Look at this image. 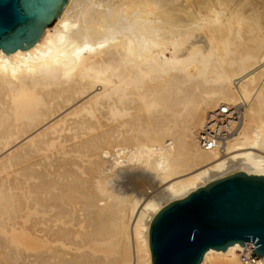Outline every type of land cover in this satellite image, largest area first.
<instances>
[{
	"label": "bare ground",
	"instance_id": "obj_1",
	"mask_svg": "<svg viewBox=\"0 0 264 264\" xmlns=\"http://www.w3.org/2000/svg\"><path fill=\"white\" fill-rule=\"evenodd\" d=\"M236 5L64 0L32 47L0 49V264H151L165 202L226 174L264 175V33L241 26ZM240 102L222 148L201 149L207 113ZM126 162L166 183L165 198L127 195ZM242 248L199 264H241Z\"/></svg>",
	"mask_w": 264,
	"mask_h": 264
},
{
	"label": "water",
	"instance_id": "obj_2",
	"mask_svg": "<svg viewBox=\"0 0 264 264\" xmlns=\"http://www.w3.org/2000/svg\"><path fill=\"white\" fill-rule=\"evenodd\" d=\"M64 0H0V49L32 47ZM252 242L264 256V175L236 172L161 208L149 226L151 264H199L208 249Z\"/></svg>",
	"mask_w": 264,
	"mask_h": 264
},
{
	"label": "rangeland",
	"instance_id": "obj_3",
	"mask_svg": "<svg viewBox=\"0 0 264 264\" xmlns=\"http://www.w3.org/2000/svg\"><path fill=\"white\" fill-rule=\"evenodd\" d=\"M235 1L237 2L236 7L240 8V9L237 8L238 10H236V11L240 12V10L242 8V12L245 13L244 15L246 17V19L242 20L243 23H241L242 21L241 22L239 21L241 23L240 25L241 26H247V27H249V29H250L251 26L252 27L254 26L253 28H251L252 30L250 29L251 31H253L254 34H256V33L260 34L261 32L264 33V6H260L262 4V2H264V1H262V0H261L262 2L260 0H257V1L256 0H253V1L252 0H250V1L249 0H235ZM253 2H255V3H253ZM256 5H259V6H256ZM262 5H264V4H262ZM248 6H250V7L252 6L251 8H249L251 10V12L252 11L254 12L255 9H256V11L258 10L260 12H258V11L256 12L255 11L254 15H252L253 12L250 13L251 14L250 15L249 14L250 10L248 9ZM256 7H258V8H256ZM188 8L186 7V9H188ZM186 9L185 8L184 9H178V10L174 11L176 16L178 17L177 19L181 18V20L183 21L184 25H186V23L188 22L186 20L188 18H190V16L187 15L189 13V11H188L189 9L188 10H186ZM186 12H188V13L186 14ZM182 13H184V14H182ZM185 16H187V17L189 16V17L186 19ZM235 19L236 18H234L233 21L236 23L237 21ZM234 22H233V24H235ZM253 33H252L251 36H253ZM262 67H264V64H262V66L258 67V69H261ZM258 69L256 68L255 70L257 71ZM262 75H264V74H262ZM239 101H241V99H239ZM242 104H243V102H240L238 105L242 109H246L247 110V107H249V106H247V105H243L242 106ZM261 108L262 109L259 110L260 114L264 115V104H262ZM118 169H120L119 172L121 174L126 175V177H127V179H125V189H126L127 195H129L130 197L135 196L136 198L140 199L141 201L145 200V199L146 200H151L152 199V200H154L156 202H159V199H160V198H158L159 196L162 197L161 200H163L165 198V196H163V195L166 194V185L167 184L161 182L159 177L157 175H155L153 172H151L149 170H146V169H143L139 165H135V164L130 163V162H126L124 165H120ZM228 175H230V174H226L225 176H228ZM225 176H223V177H225ZM219 178H222V177H219ZM219 178H217V179H219ZM206 184H207V182H206ZM179 199H181V198H179ZM169 203L170 202H168V203L165 202V206L167 204H169ZM130 253H131V257L133 258L132 252H130ZM132 258H131V260H132ZM206 264H209V263H206Z\"/></svg>",
	"mask_w": 264,
	"mask_h": 264
},
{
	"label": "built area",
	"instance_id": "obj_4",
	"mask_svg": "<svg viewBox=\"0 0 264 264\" xmlns=\"http://www.w3.org/2000/svg\"><path fill=\"white\" fill-rule=\"evenodd\" d=\"M239 105L221 103L207 113L204 124L197 133V142L203 150H220L226 137L233 131L243 117ZM260 257L252 250V242H245L238 259L241 264H254Z\"/></svg>",
	"mask_w": 264,
	"mask_h": 264
}]
</instances>
